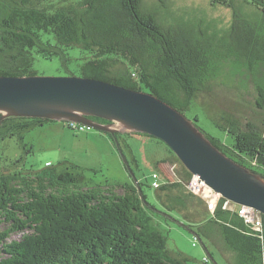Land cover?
Returning a JSON list of instances; mask_svg holds the SVG:
<instances>
[{"label": "trees", "instance_id": "trees-1", "mask_svg": "<svg viewBox=\"0 0 264 264\" xmlns=\"http://www.w3.org/2000/svg\"><path fill=\"white\" fill-rule=\"evenodd\" d=\"M211 2L232 10L231 25L222 33L208 28L204 20L176 18L166 23L160 7L147 6L145 0H0V75H35L36 56L52 58L80 46L92 53L81 67L83 77L153 93L186 113L209 90L221 62L231 59L250 73L257 104L264 107V77H259L264 68V0ZM244 5L256 10L246 13ZM117 62L126 69L112 74ZM192 120L200 127L197 114ZM48 121L53 120L18 117L0 125V223L10 222L0 231V264H190L189 256L169 247L167 234L155 220L168 217L150 208L142 182L137 184L150 205L135 185L122 186V194L116 187L105 192L78 187L79 177L71 170L58 173L27 166V153L33 150L26 148L25 133ZM217 125L232 136L231 145L200 128L229 157L264 176L262 129L249 121L244 128L238 117L227 115ZM102 133L117 147L112 134ZM12 139L24 147L23 153L4 152ZM173 154L183 166L178 178L189 182L193 174ZM47 163L46 168L53 166ZM126 164L135 176L128 159ZM162 181L155 188L164 194L157 196L161 203L182 213L191 228L198 226L212 241L214 233L220 235L235 254L229 264H264V239L238 211L223 208L225 198L212 212L202 199L196 203L197 195L174 176ZM262 219L264 224V214ZM27 228L32 232L8 242L13 233Z\"/></svg>", "mask_w": 264, "mask_h": 264}, {"label": "rangeland", "instance_id": "rangeland-1", "mask_svg": "<svg viewBox=\"0 0 264 264\" xmlns=\"http://www.w3.org/2000/svg\"><path fill=\"white\" fill-rule=\"evenodd\" d=\"M163 2L166 6H162L159 0H145L147 6L160 7L166 23H174L176 18H185L192 23L204 20L208 28L220 33L226 31L231 25L232 10L223 5L212 4L211 0H164ZM243 9L246 13L256 10L250 5H244ZM64 53L54 55L52 58L36 56L34 64L36 74L82 76L81 67L91 58L92 53L80 46L68 48L64 50ZM121 69H126V65L123 62H117L111 72L117 74ZM259 77H264V68ZM209 87V90L201 93L192 103V108L185 113L190 119L197 114L199 125L205 132L231 145L232 136L217 125L223 115L238 117L244 128L249 121L264 132V107H259L257 104L258 94L255 82L245 67L237 65L231 59L221 62L217 75L209 81ZM70 125H73V129L69 128ZM84 126L86 125L75 121L53 120L27 131L25 133L26 148L31 147L33 150V154L27 153V166L58 173L71 170L79 177L78 187H97L105 192L116 187L115 191L119 194L124 192L122 186L126 184L137 186V181H140L142 191L151 203L150 208L158 215L168 217V221L160 216H156L155 220L160 222L159 228L167 234L169 247L173 251H181L189 256L190 264H229V261L234 259L235 254L226 248L220 235L214 233L213 242L200 231L198 226L191 228L189 226L191 223L182 213L168 209L158 199V194L165 197L152 187L153 173H164L167 178H171L173 176L171 167L174 170L176 167L177 173L183 171V166L175 159L166 143L141 133H122L120 140L126 155L123 156L109 137L103 140L90 136L89 139L88 135L99 136L102 132L96 129L86 131ZM124 142H127L129 146H125ZM9 144L10 147L4 150L7 155L15 156L24 152V147H21L17 140L12 139ZM125 157L137 179L132 176ZM162 160L168 161L163 173L158 164V161ZM49 161L53 166L46 168V163ZM190 180L189 184L192 181ZM182 190L185 191V189ZM194 199L196 203L199 199L205 201L202 196ZM9 226L10 222L3 221L0 223V231ZM196 231L205 240L209 250L206 249ZM31 232L30 228L15 232L8 242L19 241ZM3 256L7 255L3 254Z\"/></svg>", "mask_w": 264, "mask_h": 264}, {"label": "water", "instance_id": "water-1", "mask_svg": "<svg viewBox=\"0 0 264 264\" xmlns=\"http://www.w3.org/2000/svg\"><path fill=\"white\" fill-rule=\"evenodd\" d=\"M18 117L89 125L112 134L123 156L117 134L154 136L215 192L264 214V176L229 157L194 120L153 93L75 75H0V125ZM141 197L150 205L142 192Z\"/></svg>", "mask_w": 264, "mask_h": 264}, {"label": "built area", "instance_id": "built-area-1", "mask_svg": "<svg viewBox=\"0 0 264 264\" xmlns=\"http://www.w3.org/2000/svg\"><path fill=\"white\" fill-rule=\"evenodd\" d=\"M73 128V125H70ZM84 128L87 130L93 129L91 126L86 125ZM47 165H52L51 162H48ZM173 166V165H172ZM175 167V166H174ZM173 171V176L175 179L184 182L183 180L178 178V174L173 167H171ZM153 183L152 186L154 188H160L162 186V176L158 172L153 173ZM192 180V181H191ZM191 183L187 182L185 186H187L188 190L194 193L197 196H202L205 199L207 208L214 212L218 206L220 201L224 198L219 192H215L204 180H202L199 176L193 175L191 178ZM189 184V185H188ZM226 199V198H225ZM223 208L231 211H238L239 215L244 218L246 223L260 235L262 239H264V224L262 219V213L250 206H241L236 204L235 202L226 199L223 204Z\"/></svg>", "mask_w": 264, "mask_h": 264}, {"label": "crops", "instance_id": "crops-1", "mask_svg": "<svg viewBox=\"0 0 264 264\" xmlns=\"http://www.w3.org/2000/svg\"><path fill=\"white\" fill-rule=\"evenodd\" d=\"M90 136H92L93 138H96V139H103V140H107V138H108V136L105 135L104 133H101L99 136H97V135H88L89 139L91 138ZM158 164L161 167V169H162L161 171L163 173L165 171V165L167 164L166 160L158 161ZM161 176H162V178H167L164 173L161 174Z\"/></svg>", "mask_w": 264, "mask_h": 264}, {"label": "bare ground", "instance_id": "bare-ground-1", "mask_svg": "<svg viewBox=\"0 0 264 264\" xmlns=\"http://www.w3.org/2000/svg\"><path fill=\"white\" fill-rule=\"evenodd\" d=\"M207 259V258H206ZM206 261V260H205Z\"/></svg>", "mask_w": 264, "mask_h": 264}]
</instances>
